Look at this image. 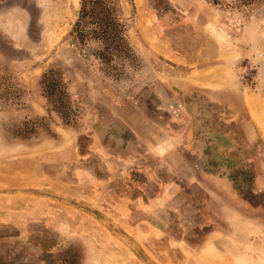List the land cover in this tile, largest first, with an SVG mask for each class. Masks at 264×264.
<instances>
[{
  "label": "rangeland",
  "instance_id": "obj_1",
  "mask_svg": "<svg viewBox=\"0 0 264 264\" xmlns=\"http://www.w3.org/2000/svg\"><path fill=\"white\" fill-rule=\"evenodd\" d=\"M113 1L0 0V264H264V0Z\"/></svg>",
  "mask_w": 264,
  "mask_h": 264
},
{
  "label": "trees",
  "instance_id": "obj_2",
  "mask_svg": "<svg viewBox=\"0 0 264 264\" xmlns=\"http://www.w3.org/2000/svg\"><path fill=\"white\" fill-rule=\"evenodd\" d=\"M117 12L113 0H81L78 21L73 29L77 42L86 47L88 42L100 40L104 50L111 49L122 53L125 41L122 38V24ZM88 47L85 48L86 52L89 51ZM99 55L103 59L107 56L102 53ZM42 78L41 82L46 81V86H52L53 90L58 91L59 85L51 83L56 78L55 72L50 71Z\"/></svg>",
  "mask_w": 264,
  "mask_h": 264
},
{
  "label": "built area",
  "instance_id": "obj_3",
  "mask_svg": "<svg viewBox=\"0 0 264 264\" xmlns=\"http://www.w3.org/2000/svg\"><path fill=\"white\" fill-rule=\"evenodd\" d=\"M250 70H251V67L249 68L248 65L238 67V70H237L238 75L237 76H238V79L240 80V82L242 84L247 85V83L249 82Z\"/></svg>",
  "mask_w": 264,
  "mask_h": 264
}]
</instances>
